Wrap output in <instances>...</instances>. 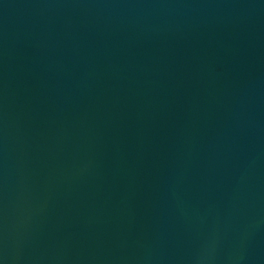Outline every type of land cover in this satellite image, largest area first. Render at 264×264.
Segmentation results:
<instances>
[{"label":"water","instance_id":"obj_1","mask_svg":"<svg viewBox=\"0 0 264 264\" xmlns=\"http://www.w3.org/2000/svg\"><path fill=\"white\" fill-rule=\"evenodd\" d=\"M0 264H264V0H0Z\"/></svg>","mask_w":264,"mask_h":264}]
</instances>
